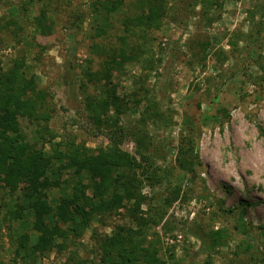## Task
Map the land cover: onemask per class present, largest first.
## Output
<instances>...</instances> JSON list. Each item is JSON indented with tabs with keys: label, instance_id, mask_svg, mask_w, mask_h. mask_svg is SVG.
<instances>
[{
	"label": "rangeland",
	"instance_id": "1",
	"mask_svg": "<svg viewBox=\"0 0 264 264\" xmlns=\"http://www.w3.org/2000/svg\"><path fill=\"white\" fill-rule=\"evenodd\" d=\"M191 1L168 0L161 28L147 44L161 59L145 83L154 109L162 113L147 126L161 149L153 159L161 180L144 182L143 209L153 215L161 208L165 215L146 234L158 240L172 264H264V28L261 33L256 28L264 0H215L190 16ZM125 8L103 16L94 11V0H0V67L25 58L28 75L48 93L44 109L50 118L40 121L49 129L47 140L75 139L93 149L111 145L108 129L99 128L86 107L81 83L87 69L100 68L102 57L91 53L93 44L118 45ZM43 10L52 24L48 35L35 22ZM97 26L107 35L97 37ZM125 67L122 75L106 72L110 80L103 84L110 82L116 94L132 101L143 71L137 63ZM148 105L144 101L128 110L120 125H136ZM184 119L195 127L199 162L194 173L176 163L181 135L191 133ZM20 120L31 141L51 155L53 143L40 138L36 122ZM118 144L139 157L133 138L124 136ZM56 192H50L53 204ZM0 199V264H22L16 239L28 232L33 245L42 231L32 212L18 215L15 199L1 186ZM118 225L126 232L136 228L126 208L96 217L80 238H56L66 247L53 248L39 264H90L97 239L112 235ZM219 231L221 244L209 250L211 234Z\"/></svg>",
	"mask_w": 264,
	"mask_h": 264
},
{
	"label": "trees",
	"instance_id": "2",
	"mask_svg": "<svg viewBox=\"0 0 264 264\" xmlns=\"http://www.w3.org/2000/svg\"><path fill=\"white\" fill-rule=\"evenodd\" d=\"M167 2L94 0V11L103 16L126 7L122 18L124 34L117 37L118 45L93 44L91 53L102 57L100 68L87 69L86 80L81 83L87 109L97 126H105L109 131L111 145L108 147L93 149L75 139L53 143L54 136L47 140L44 132L49 129L40 127V121L50 118L44 109L48 93L38 87L35 76L28 75L25 58L12 61L7 68L0 67V186L15 199L18 215L29 210L34 215L35 225L42 231L33 245L28 232L16 239L22 264H39L53 248L66 247L65 241L56 243V238H80L96 217L116 213L120 208H126L128 218L136 228L126 232L125 226L118 225L112 235L97 239L90 264H172L158 240L148 239L146 229L153 223L158 224L165 214L161 208H154L153 215H148L143 209L147 197L142 191L145 181L155 184L161 180V171L153 162L161 149L154 144L147 126L149 122L156 124L162 113L154 109L145 83L161 62L148 45L155 39L153 33L161 28L168 10ZM214 3L215 0H192L190 16L198 6ZM259 12L261 19L256 22V28L261 33L264 3ZM35 22L42 34L52 32L45 10L35 17ZM95 30L97 37L108 33L101 26ZM207 45L202 44L203 49ZM128 63L139 64L143 71L137 89L130 94L132 101H126V94H116L110 82L103 84L110 80L104 77L106 72L116 71L122 75ZM73 70L75 64L72 63L70 71ZM91 86L93 93L89 90ZM144 101L149 105L140 113L137 124L131 128L120 125L121 115ZM23 116L36 122L41 139L53 143L51 155L46 154L44 146L31 141L22 129L20 117ZM183 125L191 133L181 135L176 163L181 170L194 173L199 162L192 134L195 127L187 119ZM124 136L133 138L138 158L118 144ZM52 191H57L56 204L51 202ZM176 198L166 203L171 204ZM211 235L208 249L215 250L221 244L223 234L219 231ZM260 260L264 262V255ZM82 264L87 261L82 260Z\"/></svg>",
	"mask_w": 264,
	"mask_h": 264
}]
</instances>
